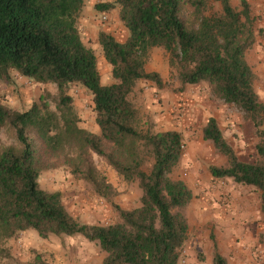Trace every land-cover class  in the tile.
I'll return each mask as SVG.
<instances>
[{
  "label": "trees",
  "instance_id": "obj_1",
  "mask_svg": "<svg viewBox=\"0 0 264 264\" xmlns=\"http://www.w3.org/2000/svg\"><path fill=\"white\" fill-rule=\"evenodd\" d=\"M83 4L0 0V81L15 72L37 84L56 86L54 110L46 101L48 92L23 112L0 105V130L10 132L18 144L0 150V259L10 258L1 246L4 242L33 231L43 239L78 235L96 243L105 253L102 264H179L188 239L183 210L193 197L184 181L170 176L184 154L183 138L175 130L155 131L129 100L139 81L164 86L158 73L145 70L154 48L167 54L180 87L207 84L216 99L237 108L254 126L255 163L237 158L215 119H208L201 136L226 160L225 167H209L211 178L256 189L264 216V101L255 92L246 61L256 37L247 1L235 7L229 0H115L95 5L100 13L118 9L127 31L124 42L98 34L103 59L111 68L109 85L101 84L96 57L76 27ZM72 85L91 96L98 134L78 126ZM92 155L125 181L137 182L139 207L124 210L113 203V188L95 175ZM65 164L112 206L114 223H80L66 210L60 192L40 187V173ZM212 241V264H228Z\"/></svg>",
  "mask_w": 264,
  "mask_h": 264
},
{
  "label": "rangeland",
  "instance_id": "obj_2",
  "mask_svg": "<svg viewBox=\"0 0 264 264\" xmlns=\"http://www.w3.org/2000/svg\"><path fill=\"white\" fill-rule=\"evenodd\" d=\"M114 1L85 0L76 25L83 43L96 57L103 85L113 82L111 68L103 59L97 38L96 41L93 40L94 35L98 37L99 32H105L119 40L123 32L118 23V9L108 11L107 21L102 22L100 18L102 13L95 10V5ZM229 1L234 7L240 4V0ZM246 1L255 18L256 33L253 46L246 53V61L253 73L255 92L259 99L264 101V0ZM214 8L216 11L220 9L218 4H215ZM187 10L183 11L184 19L188 16ZM145 68L149 71L158 70L164 86L159 92H152L154 83L144 82L143 88H140L141 95L133 92L132 99L129 97L130 102L153 124L155 131L168 130L162 126L158 127L155 115L153 116L156 120L153 122L148 111L162 116L165 113L164 103H167L170 110H166V113L170 114L173 122H180V126H171L169 129L180 132L184 144V154L170 176L172 179L184 181L191 191L198 188V181H205L208 187L206 189L210 191L208 207L203 210L204 216L207 215L206 220L193 225L187 223L188 239L181 251L179 264H212L213 238L220 247L218 251L220 250L221 255L227 254L230 247L238 246L243 259L247 258L244 264H264V216L260 213L259 192L251 187L239 191L236 185L231 184L232 180L211 179L209 167H225L226 160L201 136L202 128L209 118H213L237 158L245 163H255L258 157L255 152L257 138L254 126L243 118L237 108L216 99L207 84L180 87L176 70L168 65L167 54L162 49L154 48L150 51ZM46 92L50 94L46 101L51 110H54L56 100L54 84H37L11 72L8 81H0V105L13 112H23L32 105L39 104L40 98ZM69 93L73 100L72 107L79 119L78 126L95 133L91 96L79 85H72ZM174 99L175 103L172 101ZM32 143L35 149L39 148L36 139H33ZM7 146L17 147L18 144L10 132L1 129L0 150ZM91 158L95 175L104 177L113 188V203L124 210L139 207L141 190L137 182L125 181L102 158L96 155H92ZM196 172L202 175L201 178L197 176L195 179ZM38 183L45 191L60 192L66 210L80 223L106 226L117 220L112 206L97 196L87 182L74 176L67 164L43 171L40 173ZM231 187L233 191L237 188V194L230 199V192L227 191ZM200 196L201 192L197 198ZM239 197H244L243 202ZM1 246L9 251L10 258L0 259V264H35L37 260L48 264H102L105 257V253L96 243L88 242L78 235L48 236L43 239L35 232L29 231L19 233ZM224 258L228 262L227 258Z\"/></svg>",
  "mask_w": 264,
  "mask_h": 264
},
{
  "label": "crops",
  "instance_id": "obj_3",
  "mask_svg": "<svg viewBox=\"0 0 264 264\" xmlns=\"http://www.w3.org/2000/svg\"><path fill=\"white\" fill-rule=\"evenodd\" d=\"M84 4H85V0H84ZM83 4V5H84ZM84 8V7H83ZM82 8V9H83ZM116 14V13H115ZM118 23H119V25L121 26V28H122V32H123V35H121V37H119V40L118 39H116L118 42H124L125 40H126V38H127V31H126V29L120 24V22L118 21ZM96 38H97V35H94V39L93 40H95L96 41ZM145 70H146V68H145ZM147 72H156V73H159V71L158 70H155V69H152L151 71H149V70H146ZM164 78V80H165V77H163ZM101 80V79H100ZM102 81V80H101ZM147 83H149V82H147ZM151 84V83H150ZM143 86H144V81H139V82H137L136 83V85H135V90L134 91H132V93L129 95V97L132 99V96H133V92H137V94L139 95V93H140V95H141V89L140 88H143ZM152 89V88H151ZM160 91V89H158L156 86H155V84L153 85V89H152V92H159ZM143 92H144V90H143ZM138 99V98H137ZM140 99V98H139ZM138 99V100H139ZM172 101H174V103H175V101H176V99H174V100H172ZM176 108V110H177V108H178V106L177 107H175ZM164 110H165V113L162 115V116H159V114H152L151 113V111H148L149 113L148 114H150L151 115V118H152V120H153V122H154V120H156V121H158L156 124H158V127H160V126H162L163 127V129H165V130H172V129H169V127H171V126H175V125H178V126H180V122H173L172 120H171V118H170V114L168 115L167 113H166V110H170V107L167 105V103H164V108H163ZM157 110V109H156ZM180 112V110L179 111H177L176 113L178 114ZM175 113V115L174 116H176L177 114ZM153 115H155V118H154V116ZM174 118H176V117H174ZM155 121V122H156ZM95 127L96 128H94L95 130H94V134H98V132H99V129H98V127L95 125ZM175 129V128H174ZM197 176H199L200 178H201V176L202 175H199V174H197V172L195 173V179H196V177ZM211 178V177H210ZM212 179V178H211ZM215 180V179H214ZM226 180H230V179H226ZM231 184H234V185H236L237 187H238V189H239V191H242V189H244V188H250V187H244V186H240V185H237V184H235V183H233V181H232V183ZM206 188H208L207 187V183L205 182V181H201V182H199L198 181V188L196 189V190H194V191H192V194H193V197H192V200H191V202L189 203V205L183 210V212H184V214L186 215L185 217L187 218V223L188 224H194V223H197V224H199V222H202V221H205L206 220V217L205 216H207L206 214H205V216H204V209H205V207H208V202H207V200H209L210 198V191L208 190V189H206ZM235 188V187H234ZM236 189L237 188H235L234 189V191H233V189H232V187L230 188V189H228V191L227 192H230L229 193V198L231 199V196L232 197H236V194H237V191H236ZM193 190V189H192ZM207 191L206 193L204 192V191ZM196 192V193H195ZM199 192H201V196L199 197V198H197V195L199 194ZM232 192V193H231ZM239 199H240V201L241 202H243V200H244V197H242V198H240L239 197ZM206 202H207V204H206ZM238 202V201H237ZM211 203V202H210ZM205 204H206V206H205ZM203 217H204V219H203ZM189 230V229H188ZM50 238V237H49ZM216 243V242H215ZM217 245V244H216ZM219 247V245H217V248ZM218 249H220V247L218 248ZM241 249L237 246V247H230L229 248V251H228V255L227 254H223L222 256L223 257H226L227 258V260H228V263L229 264H244V260L245 261H247V258H244L243 259V257H242V255H241V251H240ZM220 251V250H219ZM91 261H92V259H91Z\"/></svg>",
  "mask_w": 264,
  "mask_h": 264
},
{
  "label": "built area",
  "instance_id": "obj_4",
  "mask_svg": "<svg viewBox=\"0 0 264 264\" xmlns=\"http://www.w3.org/2000/svg\"><path fill=\"white\" fill-rule=\"evenodd\" d=\"M100 18H101L102 22L107 21V14L106 13H102Z\"/></svg>",
  "mask_w": 264,
  "mask_h": 264
}]
</instances>
